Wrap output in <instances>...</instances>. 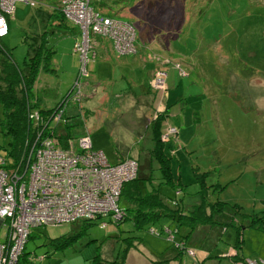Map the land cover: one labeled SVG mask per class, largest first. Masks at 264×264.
Listing matches in <instances>:
<instances>
[{"label": "rangeland", "instance_id": "374dc122", "mask_svg": "<svg viewBox=\"0 0 264 264\" xmlns=\"http://www.w3.org/2000/svg\"><path fill=\"white\" fill-rule=\"evenodd\" d=\"M91 4L104 17L131 22L136 29L137 50L140 44L142 54L136 51L120 55L112 47L111 38L95 34L96 55L91 56L88 74L81 79V99L74 96L80 69L75 42L80 30L65 17L63 0H34V4L17 1L9 15V31L0 39V55L6 53L24 68L32 48L48 32V42L56 48L51 55L55 70H39L34 84L36 97L32 102L38 96L41 105L54 106L68 97L64 116L65 130L70 136L59 138L58 142L76 146L81 135L89 134L93 148L103 150L111 162L127 156L149 160L153 141L147 124L168 106L160 139L170 158L174 183L181 192L176 197L179 189L175 190L171 183L160 184L156 160L149 161L153 179H146L144 184L140 182L141 186L159 188L167 196H173V204L182 198L183 207L199 202L203 193L215 216H219L215 222H207L212 224V234L204 236L200 231L202 236L195 242L196 248L217 253L216 249L225 247L227 234H236L233 226L239 222L246 226L244 241H241L243 252L253 250L262 254L244 257L264 264V0H91ZM57 9L63 13L66 23L76 26L75 37L61 30L56 25L57 19H52L56 24L48 23L49 14ZM145 32L151 46L158 49L148 44L150 58L145 54L146 40L140 43ZM160 64L166 72L164 89L153 85L158 71L152 74L149 83L153 69ZM92 66L96 67L93 71ZM122 75L125 76L121 78ZM135 80L157 90L155 102L143 103L147 110L142 114L124 94L127 88H133L129 83ZM101 81L114 83L106 88L112 90L106 98L102 97ZM165 132L169 134L168 139L162 137ZM6 140L0 128V145ZM2 152L4 148L0 146ZM13 165L12 162L8 166ZM119 203L122 204L121 199ZM253 219L262 223L263 228L251 227ZM94 221L75 242L63 247H56L49 240L72 227L70 223L46 229L33 226L19 253L18 264H97L98 252L104 259L113 258L129 235L136 236L128 241L132 240L131 247L136 245L127 264H149L146 259L149 253L139 248L141 244L154 253L162 250L169 253L178 250L177 239H183L169 234L176 226L170 224L175 222L167 216L151 223L161 230L159 235L148 227L133 228L129 219L107 222L104 226L100 225L101 220ZM179 228L178 234L182 229L188 230L184 225ZM5 233L6 226H0L3 243ZM8 244L12 251L14 243ZM183 249L179 260L170 257L162 264L191 263V254ZM163 257L161 253L159 258ZM218 258L205 259L204 264H223ZM224 258L229 264V259ZM238 260L233 259L231 264Z\"/></svg>", "mask_w": 264, "mask_h": 264}, {"label": "built area", "instance_id": "2783aa9c", "mask_svg": "<svg viewBox=\"0 0 264 264\" xmlns=\"http://www.w3.org/2000/svg\"><path fill=\"white\" fill-rule=\"evenodd\" d=\"M17 1L34 4V0H0V38L9 31V15ZM63 13L80 30L75 42L80 69L74 83L78 86L74 96L79 100L81 79L88 74L91 56L96 55L93 36L111 38L112 47L120 55L135 53L136 29L129 21L104 17L94 9L91 0H63ZM165 73L158 71L154 87L165 88ZM64 101L54 107L47 119L42 113L29 112L36 120V130L22 162L9 167L12 162L0 156V226H6L5 243L0 241V264H15L33 226L60 225L82 217L120 220L124 215L117 199L123 184L137 176L138 158L127 156L111 162L103 150L93 148L89 134L81 135L76 146L60 144L54 132L66 122ZM169 131H174V127ZM168 136L166 132L162 134L164 139ZM8 243H14L12 251ZM185 250L193 258L194 251ZM256 262L244 258L236 264ZM189 264L198 263L192 260Z\"/></svg>", "mask_w": 264, "mask_h": 264}, {"label": "trees", "instance_id": "16d2710c", "mask_svg": "<svg viewBox=\"0 0 264 264\" xmlns=\"http://www.w3.org/2000/svg\"><path fill=\"white\" fill-rule=\"evenodd\" d=\"M52 19H57L58 24H56L55 22L53 23ZM64 19V15L61 10L59 11V9H57L49 14L47 21L50 24H56L60 26L61 30L72 34V31L70 29H65L66 22ZM52 31L53 28L50 32ZM76 35L77 33L75 32V36ZM48 36V32L41 35L39 43L35 46V48H32L30 58L24 68L18 66L8 57L6 53H4V55H0V104L2 105L3 112V117L0 119V128L7 137L6 142L0 145L4 148V152L0 153V156L6 157L10 162H13L15 164L23 161L24 155L30 144V142L28 143V141L31 137H34L33 131L36 130V120H31V117L28 113H42L45 119H47L51 111H53L54 107L59 104L57 103L54 106L41 105V101L38 99V96L32 102L35 96L34 92H36L34 88L35 79L39 70H55V68L51 66V55L56 51V48L54 44H50L48 42ZM0 51H2L1 47ZM65 99L67 101L68 97ZM66 101L64 102L66 103ZM62 109L64 112V107H62ZM167 109L168 106H166L164 111H159L156 117L152 118L148 122L147 125L150 127L151 138L153 141L152 147L149 148V160H147V158L143 159L142 157L138 159V174L134 179L123 184L119 197L117 199V205H119V207L123 210L124 215L122 218L131 220L133 228L148 227L150 229L151 227H153L152 231L154 233H157L158 235L161 233V230L155 228L151 223L159 220L161 217L166 216L170 218L171 221H175L174 225L176 226V228L171 229V233L173 235L177 234L180 236V238H183L182 240L179 238L177 239L176 243H179L180 250L176 249L177 252L175 256L179 257L180 251L183 248V250H185V248L192 249L195 253V255H193V260L198 261V254L197 250L195 249L196 245L194 246L192 240H189L191 239L193 231L196 230V227L199 226L200 223H202L203 225H207V222L213 223L216 221L218 216H215V210L213 209L210 202H207L204 199L203 193H201V200L199 202L191 203L188 209H184L183 205L180 202L181 198H177V204H173V196H167L157 187L145 189V186L143 185L142 187L140 183L143 181L144 184L146 179H153V173L149 171L150 169H152L149 161L156 160L157 170L159 171L160 184L171 183L173 186H175V190L179 189L176 197L181 192V188H179V185H176L174 183L170 158L165 154L163 150L164 142L160 139V133L162 132L161 127L163 125L162 121L167 116ZM66 123L67 121L57 126V129L54 133H56V137L58 139L70 136L65 130ZM198 179L204 182L202 176H199ZM120 199L122 200V204L119 203ZM219 205H221V202ZM218 208L220 209V207ZM122 218L121 220H123ZM93 222H95L93 219H87L85 217H82L73 222H68L70 223L69 225H72V227L67 229V231L64 230L60 234L50 238L49 241L56 247L70 245L75 242L74 240H76L82 233H84L87 227H89ZM101 222L103 223V225H101V223L100 225L104 226L107 222L119 223L120 221L104 217ZM251 222V227L260 229L263 228V224L260 223L257 219H253ZM183 225L188 228L187 232H184L182 229L178 234L180 229L179 227ZM211 225L212 224L208 226ZM41 226H44L46 229V227L48 226L56 225L42 224ZM242 226L243 224L239 222H236L233 226L238 232L237 237L234 240L235 246H239V243L241 242L239 229H241ZM29 235L30 232L27 236V239ZM131 236L134 235H129V237L124 238L126 243L113 258L104 259L98 252L95 255V262L97 264H125L126 253L131 247L132 243V240L130 242L128 241L131 238L136 237ZM187 236L190 238L189 240L186 238L184 239V237ZM171 238H173V236H171ZM208 251L210 250L208 249ZM20 255H18L15 264H18ZM207 256H210V254H207ZM238 259L243 260L244 257Z\"/></svg>", "mask_w": 264, "mask_h": 264}, {"label": "crops", "instance_id": "0c3cea01", "mask_svg": "<svg viewBox=\"0 0 264 264\" xmlns=\"http://www.w3.org/2000/svg\"><path fill=\"white\" fill-rule=\"evenodd\" d=\"M173 23V22H172ZM172 23H170V24H172ZM172 27H174L173 25H171ZM76 27V26H75ZM75 27L71 24V25H69L68 23H66V28L65 29H70L71 31H72V34H73V36L75 37V32H76V30H75ZM156 32H157V30H156ZM67 33V32H66ZM171 36V35H170ZM147 37H148V34L145 32L144 34H143V41H141L140 43H143L144 42V40H146V44H145V47H146V52H145V54H146V56L148 57V58H150L149 56H148V52H150V48H152V49H154V50H158L157 48L155 49V47H153V46H151V43L148 41V39H147ZM141 38H142V36L140 35V40H141ZM161 41H162V43L164 44L165 42H164V39L162 38H159ZM151 46H149V45ZM150 47V48H149ZM138 54L139 55H141L142 54V49L140 48V44H139V46H138ZM160 52V51H159ZM167 56H169V55H167ZM103 58H106V57H104L103 56ZM169 58L172 60V58L169 56ZM129 62H133L134 60L133 59H129L128 60ZM145 64H147V61L145 62ZM166 65V64H165ZM163 65L162 64H160V65H157V66H155V68L153 69V71H152V73H151V77H150V79H149V83L151 82V78H152V74L153 73H155V72H157V71H159V70H161ZM96 67L95 66H92L91 67V69H92V71L95 69ZM125 75H122L121 76V78L122 77H124ZM116 80V79H115ZM117 81V80H116ZM102 83H103V81H101ZM166 83V82H165ZM104 85H102L101 84V89H102V97L103 96H105V98L109 95V93L110 92H112V90L111 91H109V90H107L106 88H108V86H113L114 85V83H110L109 81L108 82H106V83H103ZM129 85L131 86H133V88L131 89V88H127L126 89V92L124 93L132 102H135L134 104H135V106H136V110L140 113V114H142V112H144L145 110H147V109H145V108H143V103H146V104H148L149 102L148 101H153V102H155V100H156V98H157V94H155V92L154 91H157L154 87H153V90L150 88V86L148 87V88H146L145 86H144V82H141V83H137V81L135 80V81H133V82H131V84L129 83ZM167 85V84H166ZM136 87H140V89L141 90H139L138 88H136ZM147 96H151L150 98L149 97H147ZM104 98V99H105ZM163 99H161V103L163 104ZM149 106V105H148ZM142 107V109L140 110V108ZM140 110V111H139ZM62 124V123H61ZM145 127H146V125H145ZM182 199V198H181ZM190 206V205H189ZM189 206H186V207H184L185 209H188V207ZM217 216H219V214L217 215ZM171 220V219H170ZM173 221V220H172ZM173 222H175V221H173ZM172 226L174 225V224H172V223H170ZM202 226L204 227V231H202ZM202 226L201 225H199V226H197L196 227V230H194L193 231V233H192V235H191V239L189 240V241H191L192 240V243H194L195 244V242H197L198 241V239L202 236V235H200V231L201 232H203L202 234H204V236H206V235H209V234H212V230H211V226L209 227L208 225H203L202 224ZM245 228H246V226L243 224V226H242V228L241 229H239V235H240V240L243 242L244 241V231H245ZM243 229H244V231H243ZM254 229H260V228H255L254 227ZM236 231V234H231V233H229V234H227V236H226V240H225V247H223V248H221V249H216V252L217 253H215L214 251H208V249H203V248H196V244L194 245L195 246V248H196V250H197V254H198V261L200 262L199 264H204L205 263V259H208V258H210V260H212L211 259V257H214V258H218V257H220V258H218L220 261H223V264H227V259L226 258H224V257H227L228 259H229V264H231V261L233 260V259H236V258H243L244 256H250V257H257L258 255H262L261 253H259L258 251H253V250H247V251H245L246 253H244L243 252V250H242V242H240L239 243V246H235L234 245V240L236 239V237H237V234H238V232H237V230H235ZM140 243V242H139ZM136 245V244H135ZM135 245H133V247H131L129 250H128V252H127V256L128 257H126V261H125V264H127V262H129L128 261V259H129V257H130V254H132V252L133 251H135ZM139 248H142L144 251H146L147 253H149V258L146 256V259L148 260V263L149 264H162V261H165V260H168L170 257L171 258H173V257H176L175 256V254H176V252H177V250L175 249V250H172L171 252H164V250H162L161 251V253L164 255V257L163 258H159L160 256H161V253H154V252H152L151 250H149L146 246H144L143 244H141V247H139ZM207 248V247H206ZM173 251H175V252H173ZM228 252V253H227ZM251 252V254H254L253 256L252 255H248L249 253ZM227 253V254H226ZM207 254L209 255L210 254V256H207ZM239 257H238V256ZM178 260H179V257H176ZM244 258H246V257H244ZM171 260H175V259H171ZM208 261V260H207ZM258 264V263H257Z\"/></svg>", "mask_w": 264, "mask_h": 264}]
</instances>
